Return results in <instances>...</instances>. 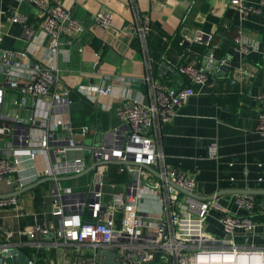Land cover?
Masks as SVG:
<instances>
[{"label":"built area","instance_id":"1","mask_svg":"<svg viewBox=\"0 0 264 264\" xmlns=\"http://www.w3.org/2000/svg\"><path fill=\"white\" fill-rule=\"evenodd\" d=\"M32 1L41 13L39 30L51 38L52 53L63 51L65 34L79 35L87 29L68 8L51 0ZM230 3L241 18L261 11L248 0ZM27 18L19 9L10 16L23 24ZM94 21L109 28L113 14L99 10ZM122 29L137 35L148 54L150 18L129 20ZM34 31L28 27L25 36L29 39ZM187 41L210 45L212 50L217 47L212 43L213 35L200 29ZM240 48L246 54L251 45L242 43ZM220 62L227 64L226 59ZM179 71L193 84L208 80V69L202 65L181 64ZM0 75V210L18 202L5 187L21 189L41 178L54 177V220L44 226L34 224L24 233L55 237L62 250L59 264H107L102 260L104 250L116 253L117 264H264V246L236 240L239 232H255L257 222L253 216L223 209L219 221L224 234L209 232L205 222L214 201L198 194L193 173L167 161L151 133L170 122L178 109L197 94L192 84L169 88L149 75L145 83L151 101L129 98L130 103L117 107L112 103L103 105L114 109L122 123L100 131L89 124L75 128L71 119L73 91L51 63L36 60L27 51L0 48ZM7 90L11 93L9 100ZM78 91L85 96L94 93L91 98L96 101L97 96L113 97L115 87L107 83ZM150 126L151 131L147 129ZM257 129L264 134V112ZM216 154L217 145L212 144L210 155ZM93 164L87 189H74L57 180L84 172ZM236 201L240 208H255L252 194H237ZM13 248L11 242L0 240L3 257Z\"/></svg>","mask_w":264,"mask_h":264},{"label":"crops","instance_id":"2","mask_svg":"<svg viewBox=\"0 0 264 264\" xmlns=\"http://www.w3.org/2000/svg\"><path fill=\"white\" fill-rule=\"evenodd\" d=\"M68 8L82 20L87 29L79 35L63 36V51L52 53L50 36L39 30L41 13L32 0H0V48L27 51L36 60L49 62L59 68L65 85L73 93L71 119L75 128L89 124L106 131L122 123L114 107L133 100L151 101L145 79L152 75L169 88L192 84L197 90L180 107L173 119L155 132L167 161L197 178L198 194L213 200L205 222L206 229L223 235L219 221L223 209L232 213H249L257 227L254 233L239 232L238 243L264 246V134L258 129L260 114L264 112V1L248 0L261 11L246 18L230 0H51ZM26 13L27 23L12 21L14 11ZM113 14V25L104 28L94 21L99 11ZM150 18L152 32L148 54L144 52L137 35L122 29L132 19ZM35 29L29 39L27 28ZM213 35L212 43L203 53L187 39L197 30ZM179 41L176 42L175 39ZM239 39V40H237ZM99 42L96 48L93 41ZM184 40L185 43L181 44ZM251 45L248 53L241 44ZM219 50V51H216ZM223 51V52H221ZM226 59L228 67L220 61ZM195 63L208 69V80L203 84L190 83L179 71L181 64ZM246 69L247 72H243ZM3 76L0 75V82ZM112 83L113 97L85 96L79 88L93 90ZM11 97L7 90L6 98ZM131 98V99H129ZM217 145V154L210 155V146ZM89 171L86 180L73 185L74 189H87L92 180ZM53 180L22 191L5 187L15 194L16 205L0 210V240L14 245L16 260L4 256L0 264H59L62 250L52 235L24 233L34 224H50L51 188ZM22 191V192H20ZM237 194H252L255 208H240ZM23 213V214H21ZM42 219V220H41ZM44 250L41 255L39 251ZM27 257L26 260L23 258Z\"/></svg>","mask_w":264,"mask_h":264},{"label":"water","instance_id":"3","mask_svg":"<svg viewBox=\"0 0 264 264\" xmlns=\"http://www.w3.org/2000/svg\"><path fill=\"white\" fill-rule=\"evenodd\" d=\"M225 67H228V65H226V64L222 65V68H225ZM86 142L90 143L91 142V139H87ZM108 163H113V162L109 161ZM94 167H95V164L91 165L84 172H81V173H78V174H74V175L60 176V177L57 178V180H59V181H65V180H73V179H76L78 177H81V176L85 175L86 173H88L89 171H91ZM148 168H150L151 171H153V172H155L157 174V171H155L151 167H148ZM54 179H55L54 177H44V178H41L38 181H36V182H34L32 184H29V185L25 186L22 189V191H26V190L32 189V188H34V187H36V186H38V185H40V184H42L44 182H47L49 180H54ZM22 191H20V192H22ZM14 253H15V250L12 249L10 251V255H8L10 261H12L13 259L16 260V261H18V259L15 256L13 257L11 255V254H14ZM23 259L26 260L27 257H25ZM2 260H3V255L0 254V262H2ZM102 260L105 263H107V264H117V261H116V253L114 251H111V250H104L102 252Z\"/></svg>","mask_w":264,"mask_h":264},{"label":"trees","instance_id":"4","mask_svg":"<svg viewBox=\"0 0 264 264\" xmlns=\"http://www.w3.org/2000/svg\"><path fill=\"white\" fill-rule=\"evenodd\" d=\"M175 41L178 42L179 40L176 38ZM93 44H94V46H95L96 48H99V42H98L97 40H94V41H93ZM194 45H195V47H196L197 49L201 50L203 53H205V52L207 51V49H208V47L205 46V45H200V44H194ZM216 51H219V50H216ZM221 52H223V51H221ZM112 167H116V165L113 164ZM253 218H254V216H253ZM254 219H255V218H254ZM41 220H42V219H41ZM43 251H44V250L41 249V251L38 252L39 255H41L42 253H44Z\"/></svg>","mask_w":264,"mask_h":264},{"label":"rangeland","instance_id":"5","mask_svg":"<svg viewBox=\"0 0 264 264\" xmlns=\"http://www.w3.org/2000/svg\"><path fill=\"white\" fill-rule=\"evenodd\" d=\"M88 177H89V176L86 175V176L81 177V178H79V179H81V180H86ZM78 181H79V180H77V181H74V180H65V181H63V183H64V184L73 185L74 183H76V182H78Z\"/></svg>","mask_w":264,"mask_h":264}]
</instances>
